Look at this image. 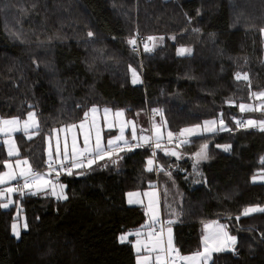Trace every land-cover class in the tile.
I'll return each instance as SVG.
<instances>
[{"label":"trees","instance_id":"16d2710c","mask_svg":"<svg viewBox=\"0 0 264 264\" xmlns=\"http://www.w3.org/2000/svg\"><path fill=\"white\" fill-rule=\"evenodd\" d=\"M137 31L155 38L141 56L129 43ZM263 32L264 0H0V116L26 118L35 111L36 134H16L18 156L33 170L51 174L48 136L83 120L94 106L124 110L134 122L145 117L146 124L149 110L162 111L175 135L210 119L227 125L159 147L164 169L158 174L143 144L113 150L90 166L58 165L54 176L65 183L66 198L0 190V264H137L134 231L148 215L126 196L160 187L163 176L183 191L174 225L180 254L199 252L203 223L218 218L237 236V256L217 252L211 264H264V212L234 217L264 208V179L258 178L264 174V130H237L232 119L264 121L258 95L264 92ZM182 45L192 48L191 55L177 54ZM133 69L141 73L137 83ZM237 72L249 79H235ZM241 104L252 110L241 111ZM136 130V139L128 129L119 144L145 143ZM203 145L207 158L197 161L198 182L192 184L185 175ZM9 158L0 144V173ZM170 161L185 172L169 167ZM17 220L19 236L13 233Z\"/></svg>","mask_w":264,"mask_h":264},{"label":"rangeland","instance_id":"374dc122","mask_svg":"<svg viewBox=\"0 0 264 264\" xmlns=\"http://www.w3.org/2000/svg\"><path fill=\"white\" fill-rule=\"evenodd\" d=\"M264 35V32H263ZM155 45V39L149 40V37L146 39L145 44L143 45L145 49H152ZM180 47L185 48H191L190 46L182 45L178 46V49ZM192 49V48H191ZM132 51L137 56H140L134 49L132 48ZM141 73H136L137 81H140ZM249 106V104H241ZM249 108H251L249 106ZM96 109L95 112L92 110ZM108 110L107 113L105 110ZM30 112L35 113L34 110H31ZM29 112V113H30ZM157 113L153 116L150 121L146 124L145 117L144 121H133L130 118L127 117L124 110L120 109H112L110 107H101V106H94L91 109H89V112L87 116L76 123H72L69 125H64L57 127L53 129L51 136H48L47 138V159L50 163H55L57 165H60V167L64 168L65 163L71 164V166L74 167V164L79 163L82 166H90L89 161H96L99 160L101 156H107L113 153V150L119 151V146L121 142H125L128 139V136L126 135V132L128 129H133V133L135 134V139L140 134L136 130V127L140 129L141 137H146L149 139V132L152 128V131H154V135L156 137H160L162 135H166L169 133L174 134L168 129V126L166 124V121L164 119L162 111L157 110ZM117 113H122L121 115L117 116ZM13 119H18L19 123L15 125L11 124H4V121H11ZM245 119V121H249L252 119L249 118H242ZM25 121H28V127L25 129ZM206 121L214 122L205 124ZM200 124L191 125L189 127H185L184 129H192L193 132L191 135L201 136L204 134L212 133L215 131H222L225 130L227 125L223 122L221 124V121L216 119H210L206 120ZM256 121V120H253ZM257 122V121H256ZM33 124H36L38 126H33ZM75 125L76 127H71ZM111 125V127H110ZM196 126H199L198 128ZM39 127V120L37 118V115L35 113V120H29V117L27 115L26 118H19L16 116L11 117H3L0 116V144H3L8 156L10 157L6 163H5V169L0 173V178H2L3 182L0 183V190H2V194H11L21 191L28 192V193H36L40 194L43 192V194H51L57 198H65L66 197V185L62 181H58L55 179V176L53 174H47L45 172H40V176H32V181H34L33 185H28L19 188L14 187V183L16 181H22L27 175H32L33 168L30 166V163L27 159L19 157V147L16 140V134L17 133H24L27 138H31L36 134V130ZM264 128V126H261ZM214 129L213 131H206L205 129ZM123 129V131H121ZM190 133L185 132L183 135H181V132H179L177 135L181 136L183 139V142L188 141L190 138H188V135ZM175 135V134H174ZM123 137V139H117L118 137ZM87 137V141H86ZM133 138V135L131 136ZM163 138V137H162ZM99 140L100 147L97 148V141ZM109 141H112L111 144H109ZM57 146H59V154H57ZM109 148V150H105L106 148ZM13 152V155H9V150ZM65 149L67 150V157H65L64 152ZM75 149V152L73 151ZM112 149V150H110ZM105 150V151H104ZM51 151V155H50ZM104 151V152H103ZM206 153V150H204ZM103 152V153H102ZM200 160V158L197 156L196 161L193 164V169L191 172L186 173V179L190 180L192 184H196L198 182V176H199V169L197 165V161ZM19 162V163H18ZM26 162V163H25ZM92 164V163H91ZM153 166V164H151ZM21 173H24V175H21ZM14 174L15 179H9L8 175ZM164 175H167V173H164ZM260 177H264V174L262 173L259 175ZM39 177H42L43 179H38ZM258 177V178H260ZM44 181H47L48 183H44ZM171 182H169L165 179L163 176L161 179L160 187L157 185V183H154L151 187L145 189V190H134L127 193L126 201L129 205H141L144 208V211L146 215H148V220L146 223V229H151L153 226L159 225L162 220L167 223L166 227V240L163 241L161 247L157 250V252L154 253L153 258L156 259L157 264H162L164 261L159 262L157 260V257L163 256V253L166 254V245L168 248V240L169 237H171L172 245L175 248L174 243V225L178 222L180 218V207L179 205L182 202L183 197V191L180 185H178L173 177H171ZM27 185V184H26ZM9 189H16V191H8ZM147 193L148 195H145ZM132 194V195H129ZM161 196V197H160ZM133 201L132 203H129V201ZM11 203V202H10ZM151 203V209L149 208V205ZM9 205V204H7ZM153 215H155V219H153ZM19 219V218H18ZM16 226V231L14 235H17L18 232L20 234V220H17L14 224ZM148 225V226H147ZM223 226V232L226 233L227 237H235V244L237 243V236L234 234H231L227 228ZM149 227V228H148ZM144 228V227H143ZM215 228V227H214ZM169 229H171V233H169ZM172 234V236H171ZM229 242L232 244V242L229 240ZM137 247H142L140 244L134 245ZM153 252V251H152ZM184 255V254H183ZM180 254V259L183 256ZM193 253L189 256H192ZM198 258L196 261L197 264H202ZM185 260L182 259L180 264H188L187 262H184ZM165 263V262H164Z\"/></svg>","mask_w":264,"mask_h":264},{"label":"snow or ice","instance_id":"6c2138e0","mask_svg":"<svg viewBox=\"0 0 264 264\" xmlns=\"http://www.w3.org/2000/svg\"><path fill=\"white\" fill-rule=\"evenodd\" d=\"M197 31H199V30L197 29ZM88 35H89V36H92L93 34H92L91 32H89ZM153 39H155V38H154V37H149V40H153ZM161 39H162V38H161ZM173 39H174V37H173ZM129 43H130V44H135V40H134V39H133V40H130ZM146 50H150V49H147V48H146ZM191 52H192V49H191V48L180 47L179 49H177V54H178V55H181V56L186 55V54H187V55H191ZM132 71H133V76L136 77V71H135V69H133ZM235 79H237V80H241V79H243V80L247 81V80L249 79V77H248L247 73L241 75V73L237 72V73L235 74ZM132 82H133V83H137V79L134 78ZM258 95L264 97V92H261V93H259ZM240 110H241V111H245V110H252V109H250L249 106H246V105H240ZM92 111L95 112L96 109H93ZM107 111H108V110L106 109L105 112L107 113ZM121 114H122V113H117L116 115L119 116V115H121ZM85 115L87 116V113H85ZM28 117H29V120L34 121V120H35V113H32V112L28 113ZM3 123H4V124L15 125V124L19 123V120H18V119H13V120H11V121H4ZM209 123H214V122H209V121H206V122H205V124H209ZM221 124H223V121H221ZM256 124H257L256 121H253V120H249V121H247V125H248V126H255ZM260 124H261V125H264V121H261ZM28 126H29V125H28V121H25V129H27ZM33 126H38V125L33 124ZM71 127H76V126L73 125V126H71ZM110 127H111V125H110ZM196 127L198 128L199 126H196ZM205 130H206V131H213L214 129L206 128ZM262 130H264V128H262ZM121 131H123V129H121ZM185 132L191 134V133L193 132V130H192V129H184V130L181 131V135H183ZM171 136H172V133H169V137H170V138H171ZM133 138L135 139V134H134V133H133ZM117 139H123V137L121 136V137H118ZM142 139L145 141V143H147L148 138H146V137H142ZM86 141H87V137H86ZM111 143H112V141H109V144H111ZM156 146H157V147H160L159 144H157ZM99 147H100V144H99V140H98V141H97V148H99ZM218 147H219V146H218ZM230 147H231L230 145H226V146H224V148H225L226 151H227ZM206 148H207V145H203V146H202V149H201V152L196 153V155H197L200 159H206V158H207L206 153H205V151H204ZM56 151H57V154H59V151H60V150H59V146H57ZM73 151L75 152V149H73ZM171 154H172V155H177V153H175V152H172ZM9 155H13V152L11 151V149L9 150ZM50 155H51V151H50ZM64 155H65V157H67V150H66V149H65ZM99 158H100V159H103V156H101V157H99ZM262 160H264V158H262ZM18 163H19V162H18ZM25 163H26V162H25ZM91 163H94V161H89V165H91ZM152 163H153L152 160H149V161H148V164H149L150 166H151ZM81 166H82V165H80L79 163L74 164V167H81ZM149 170H151V168H149ZM68 171H69V174H70V173H71V169H68ZM21 175H24V173H21ZM8 178H9V179H15V175H14V174H9V175H8ZM260 178H261V179H264V177H260ZM38 179H43V178H42V177H39ZM255 179H257V177H253V180H255ZM2 182H3V180H2V178H0V183H2ZM44 183L46 184V183H48V182H47V181H44ZM25 186L27 187L28 185H25ZM8 191H16V189H9ZM129 195H132V194H129ZM145 195H148V194L145 193ZM65 198H66V197H65ZM132 202H133V201H131V200L129 201V203H132ZM3 207H8V205L5 204V205H3ZM151 207H152V206H151V203H150L149 208L151 209ZM257 211L264 212V208H260V207L248 208V209H246V210L244 211L243 214H244V215H248V214H250V213H252V212H257ZM153 219H155V215H153ZM220 227L223 228L222 225H221ZM13 231H14V232L16 231V226H15V225H13ZM169 233H171V229H169ZM16 234L19 235L18 232H17ZM137 235H139V233H137ZM225 235H227V234L225 233ZM126 239H127L126 236H122V237H120L121 242L125 241ZM227 239L230 240V241L232 242V244H235V240H236L235 237H227ZM208 241H209V237H208V236H205V237H204V245H205V247H204V251H203V252H196V253H194L191 257H181V258L184 259V260H196V259H198V258H202V257L205 258V259H207L208 257L211 256V253H212L213 251H215V252H219V251H223V250H224V246H217V247H214V248H209V246H208ZM167 243H168V252H169V253H171L172 251H176V252L178 253V249H174V247H173V245H172L171 237H169V240H168ZM158 246H159V242L157 241L155 244H153V247H151V248H149L148 245H145L144 247H145L148 251H153V250H155V248L158 247ZM136 250H137V252H139V251H140V248H137ZM149 259H150V257H147V256H145V257H139V256H138L137 261H138V264H146V262H147ZM157 260H159V257H157Z\"/></svg>","mask_w":264,"mask_h":264},{"label":"built area","instance_id":"2783aa9c","mask_svg":"<svg viewBox=\"0 0 264 264\" xmlns=\"http://www.w3.org/2000/svg\"><path fill=\"white\" fill-rule=\"evenodd\" d=\"M165 2H168L170 0H164ZM135 40V44H133V49L134 51H136L138 54H140L141 56V49L143 47V45L145 44L146 42V38L145 36H143L142 34H139L138 31L136 32V36L134 38ZM156 114V111L154 110H149V121L151 123V119L153 118V116ZM233 121L235 122L234 124L236 125V128L237 130H245V129H248L250 127L254 128V127H257V126H264V125H261L260 122H258L255 126H248L247 125V121H245V119H238L236 117H233L232 118ZM149 139L147 141V143H132V144H128V145H122L120 144L119 148L117 149H123L125 147H133V146H137V145H148L150 147V150L152 152V160H153V167L156 171V173L158 174L159 172H161L163 169H164V165L163 163L161 162L159 156H158V151H159V147H157L156 145L159 144L160 147L162 145H165V144H168V143H176V144H182L183 143V139L180 137V136H176L174 139H172V141L166 139V138H162V137H156L154 135V131H152V128L149 132ZM112 150V149H111ZM168 166L169 167H173L175 170L177 171H180V172H185V170L183 168H181L179 165H175L173 162H169L168 163ZM49 172L55 176H57V170H58V165L57 164H50L49 166ZM260 171H263L264 172V169L263 170H260ZM40 171L39 170H33L32 172V175H29V176H26L22 181H19V182H15L14 183V187L17 188L19 186H22L24 184H31L32 183V176L34 175H37L39 174ZM58 178V177H57ZM244 213V212H243ZM255 212H252L248 215H244V214H241V215H235V219L236 220H240L241 218L243 217H246V216H250L252 214H254ZM215 224H216V229L220 232H222L221 228L218 226V223L220 222V219H215L214 220ZM166 227H167V223L165 221L162 220V222L153 230V235L154 236H161L163 240H166L165 239V230H166ZM142 242H145V240H143ZM226 250L233 253L234 255L237 256V245L236 244H230L228 241H226ZM166 264H178L180 262V256H179V251L178 253L176 251H172L171 253H169L168 251L166 252Z\"/></svg>","mask_w":264,"mask_h":264},{"label":"crops","instance_id":"0c3cea01","mask_svg":"<svg viewBox=\"0 0 264 264\" xmlns=\"http://www.w3.org/2000/svg\"><path fill=\"white\" fill-rule=\"evenodd\" d=\"M184 130V129H183ZM188 135V138H191V137H194V135H191V134H187ZM176 136H179V135H174V134H172V136H171V138L169 137V134H166V135H162V136H160V137H163V138H166V139H174V137H176ZM181 137V136H180ZM144 141V140H143ZM145 142V141H144ZM105 150H109L108 148H106ZM104 150V151H105ZM103 151V152H104ZM102 152V153H103ZM38 176H40V173L39 174H37ZM37 175H35V176H37ZM28 176V175H27ZM147 223V222H146ZM146 223L144 224V228L143 227H141L140 229H138V230H136V231H134V234H136V236H137V239H136V242H135V244H140V245H142V247L140 248V247H137V248H140V251L138 252V256L139 257H145V256H147V257H150V259L146 262V264H157L156 263V259H154L153 258V255H154V253L155 252H157V250L159 249V247H161V245H162V243H163V241H162V237L159 235V236H154L153 235V230L158 226V225H156V226H153V228H149V229H146ZM221 225H224L225 226V228H227L226 227V225L223 223V222H219L218 223V226L220 227ZM148 226V225H147ZM216 224H215V222H214V220H209V221H206V222H204L203 223V235H204V237L205 236H208L209 237V241H208V246H209V248H214V247H217V246H224V250L223 251H227L226 250V246H225V244H226V241H228L229 242V240L227 239V236L225 235V233L223 232V229L221 228V230H222V232H220V231H218L217 229H216ZM215 227V228H214ZM137 233H139V235H137ZM166 234H167V231L165 230V239H166ZM171 236H172V234H171ZM145 238V242H141V240L142 239H144ZM159 242V246L158 247H156L155 248V250H153V252L152 251H148L144 246L145 245H148V247L149 248H151V247H153V244H155L156 242ZM165 241V240H164ZM230 243V242H229ZM231 244V243H230ZM204 247H205V245L203 246V248L199 251V252H203L204 251ZM136 247H135V249H137ZM137 251V250H136ZM168 251V248H167V245H166V252ZM223 251H219V252H223ZM196 253V252H195ZM214 253H217V252H215V251H213L212 253H211V256L210 257H208L207 259H205V258H200L199 260L200 261H202L201 263L202 264H211V261H212V259H213V255H214ZM194 254V253H193ZM166 254H164L163 253V256H161L160 257V259H159V262H162V261H164L162 264H166V256H165ZM182 255V254H181ZM189 255H191V254H189ZM189 255H183L182 257H191V256H189ZM138 258V257H137ZM197 260V259H196ZM196 260H185L184 262H187L188 264H197L196 262L198 261H196ZM181 261H182V258L180 259V263H181ZM138 262V261H137ZM179 263V264H180ZM138 264V263H137Z\"/></svg>","mask_w":264,"mask_h":264}]
</instances>
